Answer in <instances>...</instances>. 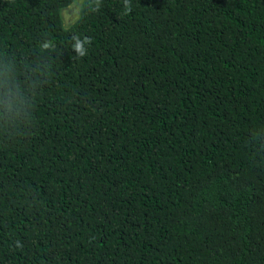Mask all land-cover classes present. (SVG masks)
Listing matches in <instances>:
<instances>
[{
    "label": "trees",
    "instance_id": "obj_1",
    "mask_svg": "<svg viewBox=\"0 0 264 264\" xmlns=\"http://www.w3.org/2000/svg\"><path fill=\"white\" fill-rule=\"evenodd\" d=\"M0 264H264V0H0Z\"/></svg>",
    "mask_w": 264,
    "mask_h": 264
},
{
    "label": "rangeland",
    "instance_id": "obj_2",
    "mask_svg": "<svg viewBox=\"0 0 264 264\" xmlns=\"http://www.w3.org/2000/svg\"><path fill=\"white\" fill-rule=\"evenodd\" d=\"M65 13H67L68 16L72 13L71 8L65 9Z\"/></svg>",
    "mask_w": 264,
    "mask_h": 264
},
{
    "label": "clouds",
    "instance_id": "obj_3",
    "mask_svg": "<svg viewBox=\"0 0 264 264\" xmlns=\"http://www.w3.org/2000/svg\"><path fill=\"white\" fill-rule=\"evenodd\" d=\"M79 50V49H78ZM81 54H83V53H81Z\"/></svg>",
    "mask_w": 264,
    "mask_h": 264
}]
</instances>
